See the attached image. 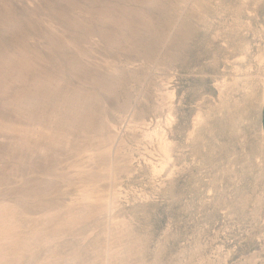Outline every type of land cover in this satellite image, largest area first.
I'll return each instance as SVG.
<instances>
[{
    "label": "rangeland",
    "instance_id": "obj_1",
    "mask_svg": "<svg viewBox=\"0 0 264 264\" xmlns=\"http://www.w3.org/2000/svg\"><path fill=\"white\" fill-rule=\"evenodd\" d=\"M264 0H0V264H264Z\"/></svg>",
    "mask_w": 264,
    "mask_h": 264
},
{
    "label": "crops",
    "instance_id": "obj_2",
    "mask_svg": "<svg viewBox=\"0 0 264 264\" xmlns=\"http://www.w3.org/2000/svg\"><path fill=\"white\" fill-rule=\"evenodd\" d=\"M261 115H260V129L262 131V134L264 136V102L261 107Z\"/></svg>",
    "mask_w": 264,
    "mask_h": 264
}]
</instances>
